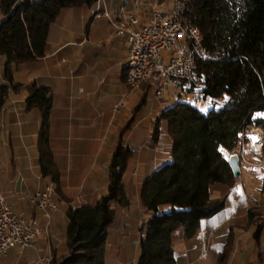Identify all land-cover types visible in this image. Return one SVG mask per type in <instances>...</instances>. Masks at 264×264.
Here are the masks:
<instances>
[{
    "label": "crops",
    "instance_id": "0c3cea01",
    "mask_svg": "<svg viewBox=\"0 0 264 264\" xmlns=\"http://www.w3.org/2000/svg\"><path fill=\"white\" fill-rule=\"evenodd\" d=\"M154 2L100 0V5L114 15L124 6L140 26L151 17ZM170 5L166 2L164 8ZM96 6L61 10L49 28L43 56L7 65V58L1 55L0 194L14 212L37 220L41 236L35 240L36 248L52 253L59 234L66 231L69 206L91 204L108 194V165L115 146L123 143L134 153L126 168L127 202L119 206L116 222L108 230L104 261L132 264L138 256L139 228L147 217L140 185L172 159L170 146L160 145V138L153 140L157 125L159 137L166 133L165 123H157V117L170 103L163 95L150 113L136 112L141 103H135L137 98L141 96L144 102L148 92L154 94L143 83L133 100L126 98L121 112L114 111L127 91L128 43L105 17L93 15ZM4 17L0 7V22ZM33 86L46 88L51 97L44 132L42 109L26 104ZM169 94L176 97L177 91ZM254 127L264 135L261 126ZM247 143L242 134L239 149L247 148ZM250 153L245 151L255 166L242 164L233 185L211 187L210 197L223 200V208L201 220L192 237L178 229L172 241L177 264H216L228 241L233 249L226 264H264V147L261 156ZM46 184L53 187L58 204L50 221L31 201L37 188ZM36 258V249L27 247L22 252L11 250L0 264H36Z\"/></svg>",
    "mask_w": 264,
    "mask_h": 264
},
{
    "label": "trees",
    "instance_id": "16d2710c",
    "mask_svg": "<svg viewBox=\"0 0 264 264\" xmlns=\"http://www.w3.org/2000/svg\"><path fill=\"white\" fill-rule=\"evenodd\" d=\"M97 1L0 0L5 15L0 22V53L7 65L43 56L49 28L60 11ZM184 13L200 30L210 54L197 70L200 94L213 106L202 112L176 101L157 117V123H165L166 133L159 137L156 126L153 140L160 138V145L170 146L172 159L140 185L147 217L139 228L138 256L132 264H177L172 241L178 229L192 237L201 220L223 208V200L210 197L211 187L234 184L228 153L239 151L240 136L262 123L254 113L264 110V0H185ZM26 104L42 109L44 132L51 104L47 89L31 87ZM133 154L119 142L108 165V194L91 204L69 206L64 247L52 250L51 264H105L108 230L119 206L127 202L126 168ZM232 245L226 243L216 264H226Z\"/></svg>",
    "mask_w": 264,
    "mask_h": 264
},
{
    "label": "built area",
    "instance_id": "2783aa9c",
    "mask_svg": "<svg viewBox=\"0 0 264 264\" xmlns=\"http://www.w3.org/2000/svg\"><path fill=\"white\" fill-rule=\"evenodd\" d=\"M170 1V6L164 8L166 2ZM93 10L94 16L105 17L109 24L119 36H126L128 43L127 60L139 62V70L132 72V77L141 76L145 69H153V77L147 83L154 89L156 99L163 97L168 87L179 85L180 83H190L199 85L202 78L198 73L197 66L201 61L209 59L210 54L205 50L202 38H196V45H189L190 27L194 26L185 16V0H155L153 3V13L148 22L138 25V19L127 12L124 6L115 10V15L107 8V12H100V0ZM136 47H145V54L135 55ZM1 57V53H0ZM141 86V85H140ZM131 94L127 90L120 100L115 104L114 111L120 112L126 105V98ZM253 134L257 130L245 132L243 136L248 140L247 150L259 156L263 153L264 135L261 131L259 137V149L253 142ZM247 165L255 166L250 162L245 154ZM235 151L228 153L230 155ZM31 201L34 207L41 212L48 221L58 210V205L51 201V194L47 191L34 192ZM35 223L24 224V219L17 217L11 206L6 202L4 196L0 194V259L6 257L11 250L22 252L25 248L31 247L39 252V259L43 264L51 263V253H41L35 245V240L40 237V233H35Z\"/></svg>",
    "mask_w": 264,
    "mask_h": 264
},
{
    "label": "rangeland",
    "instance_id": "374dc122",
    "mask_svg": "<svg viewBox=\"0 0 264 264\" xmlns=\"http://www.w3.org/2000/svg\"><path fill=\"white\" fill-rule=\"evenodd\" d=\"M168 89L165 91L164 99H167L170 104H173L176 101L188 102V103L198 107L202 112H207V110L210 109L213 106V101L211 99H209V98L204 99L201 96V94H200L201 86H199V85H196L195 87L192 88L190 83L184 82V83H180L178 86H176V85L172 86V87L170 86V87H168ZM170 90L177 91L176 97H173L172 95L169 94ZM135 91L132 92L128 96V97L131 96L130 98L132 100H133V98L136 95ZM178 92H179V94H178ZM141 100H142V97L140 96L139 98H137L135 103L138 104V103L141 102L140 106L136 110V112H139V113H142V114L150 113L152 105L155 104V102L159 101V99H156L154 97V94L152 92H148L146 100L144 102H142ZM218 101H223V100L219 99ZM254 117L261 120V122H262L261 123V128L264 131V110L255 112L254 113ZM159 133H160V129H158V134ZM162 134H164V133H162ZM244 149L247 152V154H249L251 156V153L247 151L246 146L244 147ZM246 183L247 184H251V181L249 179H247ZM64 243H65V233L63 232V235L59 234V238L57 239V244L58 245H57L56 249L61 250L64 247Z\"/></svg>",
    "mask_w": 264,
    "mask_h": 264
},
{
    "label": "bare ground",
    "instance_id": "6f19581e",
    "mask_svg": "<svg viewBox=\"0 0 264 264\" xmlns=\"http://www.w3.org/2000/svg\"><path fill=\"white\" fill-rule=\"evenodd\" d=\"M100 12H107V7H105V5H103V6L100 5ZM93 15H94V13H93ZM190 35L192 36V38H189V45H196V38H202L201 32L197 27H190ZM142 54H145V47H136L135 48V55H142ZM138 70H139V62H132V60H127L126 73H125V83L127 86V90H129V92H131V93L140 87L141 81H150L151 78L153 77V69H145L144 74H141V76L132 77V82H131L132 72H137ZM251 129L257 130V134H253V136H252L253 142L255 144L252 146L257 145V147L259 149L260 145H259L258 140L260 137L261 130L258 127H254V126H252ZM235 153L238 154V157H239V166L241 167L242 164L247 165V162H246L245 157H244V151L241 149L239 151H235ZM46 188H47V191L51 194L52 203L55 205H58L53 198L54 189L50 184H46L43 187H39V191H46ZM17 217L24 219V224H33L34 218L27 219L26 217H24L23 215L18 214V213H17ZM35 233H40V236H41V229L38 227V223H35ZM36 252H37L36 264H43L42 260H38L39 259V252L38 251H36ZM51 262H52V256H51Z\"/></svg>",
    "mask_w": 264,
    "mask_h": 264
},
{
    "label": "water",
    "instance_id": "95a60500",
    "mask_svg": "<svg viewBox=\"0 0 264 264\" xmlns=\"http://www.w3.org/2000/svg\"><path fill=\"white\" fill-rule=\"evenodd\" d=\"M228 163L230 165V168L232 170V174L234 178L240 177V166H239V157L238 154L234 153L230 155L228 159Z\"/></svg>",
    "mask_w": 264,
    "mask_h": 264
}]
</instances>
